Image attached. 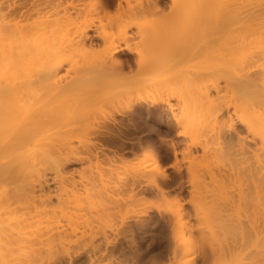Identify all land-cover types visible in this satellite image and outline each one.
Wrapping results in <instances>:
<instances>
[{
    "label": "bare ground",
    "instance_id": "obj_1",
    "mask_svg": "<svg viewBox=\"0 0 264 264\" xmlns=\"http://www.w3.org/2000/svg\"><path fill=\"white\" fill-rule=\"evenodd\" d=\"M27 1L28 0H26V1L20 0V2H22V3H20V2H18V0H0V225H3V237H2V239L5 241V244L9 250V256L16 259L17 261H19V264H39V263H41L40 260H42V258H40L41 250L45 249V248H49L48 252L50 254L49 253L48 254L53 256V257H51V256L50 257H51V259L53 258L52 260L55 261V264H57V263L63 264V262H62L63 259H68L67 264H84L86 262L89 264H98V261H99L98 260L99 258L97 256L98 254L102 255V261H103L105 259L103 256H105L106 253L109 251L108 248H110L111 252L113 253L112 250H114L116 248L117 240L116 239H109L108 236H103L104 231L101 233V231L104 229L103 225H101L102 230L99 228L100 232H98L99 231V229H97L98 227L96 229L95 228L94 229L89 228L91 231L95 230L94 232H96L98 230L96 232L97 233L96 236L95 235H94V237H93V235L89 236V237L93 238V239L90 238V240L92 239L94 241L95 239H99L98 233H100V235L102 234L101 236L104 237V239H103L104 243L103 244H104L105 250H103V253L101 250L102 249L101 247L103 246L101 242H103V241H101L97 244L96 243L97 240H95L96 244L94 242H92L94 244H91L90 243L91 241L88 240L89 237L87 236V234L91 235V234H93V231L89 233V232H87L88 228L85 227L86 224L88 223V221H89V224H91V222H92L91 220H88L91 217H90V214L88 215V212H87V210H85V208H84V210L87 212V220L85 221L84 219H86V218H83V216H82L83 219L82 218L80 219V217H78L79 220H84L86 222V224H85L83 221L85 226L83 224L80 226L81 228H79V224H82V222L80 221V223L78 222L79 223L78 224L76 221H74V220H77L76 215L78 214V213L76 214L75 211H74L75 212L74 216H76V217H74V216L72 218L69 217V216H71V214L69 215V213H68L69 218L66 217L67 215L65 216V219L67 222L64 220L62 215L60 216L63 218L65 223H64V221H62V219L60 217H59L60 219H58V221H55L57 219V214H54V213L51 214L50 215L51 218L54 217V215L56 216L55 220L52 218L50 221V223L53 224V227H54L53 228L52 224H51V227H49L47 225V222L50 219H49L47 213L44 212L45 209L41 210V211H43V215L46 214L45 216L48 217V219H46L47 222H45L47 225V229H46L45 225L44 226L42 225L43 228H45V230H43V228L40 229L42 227L41 224H43V222H40V221H44V220H40L41 219L40 217H39L40 219L38 217H36V216H38V213H39L37 211L38 206H36V204L39 202L42 205L47 204L46 206H43V207L48 209L47 208L48 204L52 203V205L49 206V209L51 208L50 210H52V212H56V211H55V208H53V202L50 201V200H52V197H53L52 194H51L52 197L50 195V193L52 192V189H51V192H50V190L48 191L49 192V193H47L48 195H46L44 193L47 190L46 188L48 186H50L49 182H48L50 180L47 181L46 177L44 178V176H43V174H46V173H42L41 168L36 170V167L38 166V168H39V165L42 164L41 163L42 161L44 163L46 162V160L49 162L53 161L54 163H56V165H54V163H53V165L55 166L56 175L59 178L63 176V175L61 176L60 174L62 173L61 171L64 170V169H62V166L66 165V164H64L62 162L63 160L60 158H63L65 160H67L68 162H70L69 161V154H70V156H72L73 154L71 155V153L74 151V150L73 151L70 150L71 148L73 149L74 145L71 146V148L67 147V146H70V144H68L69 142L66 141V140H68L67 136L69 137L71 135H74L72 137L75 138L76 136H78L75 134L78 132V130L75 132L76 129L75 130L73 129L74 132L71 133V135L68 134L69 132H67L70 128L67 131H63V133H62V131L58 132L57 130L60 129L61 127L64 128L65 126L68 127L69 125H71L69 122L72 123L71 115L73 114L74 109L76 110L77 108H79V106L84 105L86 107L91 106V107H93V110H94V107L96 106L95 108H97V106H98L99 110L96 109V111L100 112L101 109H104V110L106 109L105 111H107V109H109V108L113 109L114 107L118 106L119 108H116V110L117 109H119V110L115 111V109H113L116 112V113L115 112L114 113L120 114L122 116L123 115L122 113L124 111H129V112L133 111L142 102L145 103V101H146L145 99L147 97L145 96V98H144L143 94L146 95V93L142 94L140 92L141 90L148 91L147 89H149V88H156L155 93H157V90L159 91V89L160 90H162V89L166 90L164 92L168 91V93L165 94L166 97L165 98L161 97L162 100L160 99V101H159V99H158V101H159V104L163 103V106H165L164 104L169 106V109L171 110V113L173 114V115H171V114H169V115L173 116V118H174V119L172 118L173 121L176 120L175 124L176 123L177 124L182 123V122H180V119L178 120L179 117L181 118V116H180L181 111H180L179 115L175 114L174 109L176 107L175 106L173 107L172 103H170L172 99L173 100L175 99V101L177 100V102H178V103H176L177 106L179 103H181V105L179 104L180 106H185L184 109L188 105L192 106V104H193L192 108H194L195 105H197L199 108H201L200 111L202 110L204 112L203 115H204L205 120L202 119L203 124H201V125L197 124L196 125L195 122L197 121V119L194 122V124L196 126H198L196 128H199L197 131L198 134L195 133V136L201 135V136H199V138H202V139H199L198 136L196 138H194V136H193L194 139H197L199 141L198 142H197V140H195L196 142L193 141V142H195V144L192 141H190L195 146L194 147H193V145L189 146L192 148L189 151V156L192 154L193 155L196 154V156L198 155L197 158L200 157V159H202V161L204 160L203 161L204 163H201V165H192L194 163L193 161L196 162L197 160H193V159H195L196 156H194V157L190 156V158L192 159L191 160L192 163L189 162V164H191L192 166H189V165L188 166L191 167V169H195L192 172L193 175L191 173H190V175L194 177L193 180L195 179V181H193V182L198 183L197 180L200 177H201L200 179H203V178L206 179V177H202L200 175V177L196 178L195 175L199 176V174H200L199 172H201V173L203 172V174L205 176L207 175V178L210 179V181H209L210 186L213 185L216 189H219V191L216 190V192H219L220 195H223L224 192L227 195V192H228L227 189L228 188H235L238 191L237 197H238V200L241 202V206H243V207H241V209H243V210L242 211L238 210V209L237 210L241 211V215H240V213H239V215L242 218L239 220L237 219V221H239V223L233 225L232 219H227L223 215L218 216V219H216V221L219 220L218 222H220V225L218 224L220 232H218V230H217V232L214 230L215 234L218 235L219 233H222V236H223V234L226 236L230 235V237L232 239V241H231L230 237L228 238L232 242V249L230 248V251L232 250L231 252H232V254L234 253V255H233L234 257L232 256L231 252H230V254H231V257H233L234 259H235V257L239 258L240 256L243 255V256H246V258H248V259L250 258V260H252V262H254V263L255 262H257V264L259 262L264 263V0H244L245 1V5L243 4L244 6L241 5L243 3V1L241 4L239 3L242 7H240V5L237 4L238 0H237V2H236V0H225V1L224 0L223 1H221V0H170L171 1L170 7H169L170 13L168 14L169 15L168 17L166 15H165L166 17L164 15H162V13H164V12H161V10L164 8V7L162 8V6H164V2H165L163 0H140V6L131 12L128 11V8H127V4L129 3L128 0H125L127 2V4L125 3L124 0H72V1H69V2H72V3H70V6H69V3L67 6L70 8L66 7L67 3H65V7H63L64 1L60 0V1H62L61 2L62 4H60V2H59L58 5L60 8L61 7H63V8H61L62 10L60 9L59 11H58L59 7L55 3V2L58 3V1L54 0L55 2L53 1L52 3H54L55 6H57V11L55 10V6H54V10L56 11V12L54 11L56 13L55 16L59 15L58 17L54 16L55 19L53 21L56 20L58 23L55 26H51V25H54L53 23H56V22H53L52 20H49V19H48V21H51L52 24H51V22H47V21L45 24L43 20H42L43 22H40L39 19L36 22L35 20L39 16L36 17L35 19L33 18V20L35 22L34 21L31 22V20H30L31 17L29 18V16L32 15L31 12L32 13L34 12V14L37 12V9H36L37 5L36 4L38 2H34L36 4L32 3L33 6H31L29 3V5H30L29 6L27 4L28 3ZM122 1H124V3L126 4V7L122 6V3H123ZM29 2H30V0H29ZM23 3L24 4L26 3L25 6H22ZM50 4H51V2H50ZM26 5H28L29 8L36 6V8H33L36 12L33 9H32L33 11H31V9H29L27 6V8H28L27 9L28 12L26 11L28 13L27 14L25 11H23L26 9L25 8ZM115 7L118 10L117 14L115 13L116 9H115L114 13H112V11L108 10L110 8H113L112 10H114ZM123 7L125 8V10L123 9ZM89 10H92V13H90L91 11H89ZM106 11L110 12L113 16H111V14L107 13ZM57 12H58V15H57ZM93 12L95 13L94 14L95 16L98 15V16H96L97 20H96V17L93 15ZM103 12H105V15L104 14H102V15H104L105 17L104 16L102 17V15H100V13H103ZM51 14H53V12ZM114 14H115V16H114ZM25 15L26 16L28 15V17H26ZM150 15L151 16L154 15V17H156L157 20L155 21V24L145 23L146 21L145 22L143 21V20L147 19V17L149 18ZM23 16H25V19H29V20L25 22L24 21L25 19L23 20V18H24ZM93 16L95 17V19ZM41 17H39V18L43 19V15ZM91 17H93V19H91ZM106 18H108V19L106 20ZM50 19H52V18H50ZM44 20H47V19H44ZM105 20L108 21V23H105L106 22ZM151 21H152V19H151ZM152 22H154V21H152ZM47 24H50V25H47ZM45 25H47V26H45ZM146 25H148V26H146ZM144 33L149 34V39L147 41H143L141 39V37ZM99 46H102L101 50L99 49L100 48ZM97 48L99 49V51ZM64 53H67V54L70 53L69 54L70 58L67 57L68 60L64 61L65 58L61 59L63 57ZM72 55H73V57H72ZM66 56H68V55H66ZM76 57H79V59L80 58L83 59V61L80 60L79 62H84L85 67L81 66V65L80 66L82 68L84 67L85 69L83 68V74H81L80 77H78V78L75 77L76 79L74 78L75 80H73V81L71 79L70 80L68 79L69 80L68 81L63 76V74L61 73V70L63 68H65L63 62H65V64L67 63L66 66L70 65V67H71V64L73 63V61L75 62V60H73V59L74 58L77 59ZM70 59L73 61H71ZM60 60H63V61H60ZM76 61L78 62V59ZM77 62L75 64H77ZM79 62L77 65L80 64ZM68 67L69 66H67V68ZM73 67H71V68H73ZM67 71H70V70H67ZM79 72H82V69ZM69 73L70 72H68L67 74H69ZM87 75H89V76H87ZM71 76H70V78L73 79V77H71ZM149 93H150V91H149ZM160 93H162V91H160ZM155 99L157 100V97ZM155 99L153 98L152 100H154L153 103L156 104L158 102H156ZM149 101H150V99H149ZM140 106H143V105H140ZM151 106H152V104H151ZM157 106H158V104H157ZM180 106H178L179 108L177 110L180 109ZM197 108H195V109H197ZM112 109H111V111L108 110V112H107L108 115L105 114L106 116L104 115V117L106 118V120L108 119L109 123L115 124V122L117 121L115 118H117V117L114 116ZM189 110H190V108H189ZM189 110H188V112H189ZM110 112H112V113H110ZM190 112H192V111H190ZM101 113H99V114L101 115ZM103 113H105V112H103ZM109 113H110V116H109ZM195 113H196V110H195ZM201 113L202 112H200V114ZM87 114H89V113H87ZM185 114H186V112L184 111V115ZM192 114H194V113H192ZM90 115H92V114H90ZM131 115H133V114H131ZM203 115L201 114V117ZM58 116H66L65 120L66 119L68 120V118L70 120L69 121L66 120V122H65L66 125H64L65 123L64 124L61 122L59 123L60 118H57ZM76 116L78 117V115H76ZM196 116H199L198 118H201L200 115H196ZM82 117L85 118V116H82ZM86 117H88V116H86ZM101 117H102V115H101ZM101 117H99V118H101ZM186 117H187V115H186ZM184 118H185V116H184ZM184 118H182V119H184ZM74 119H76V118H74ZM129 119L131 120V118H129ZM186 119H185V121H186ZM82 120L84 121L85 119L82 118ZM86 120H89V119L86 118ZM106 120H105V122L107 123ZM187 120L189 121V119H187ZM200 121L201 120L199 119V122ZM129 122H127V123H129ZM187 122H186V124H187ZM67 123H68V125H67ZM85 123H86V121H85ZM106 123L103 124L105 126L102 125V128H104V131L102 129H100L101 127L99 126L100 127L99 129L102 131V133L99 134L100 137L104 136L103 138H106V136H107V137H109V140L110 139L115 140V138L117 136L114 133H117L119 135L118 132L120 130L122 132V130L124 128L123 129L119 128V131H116V130H118V128L117 129H114V128L111 129L112 127L109 125V123H107V124ZM61 124H62V126H60ZM116 124H117V122H116ZM125 124H126V122H125ZM183 124H181L179 126L177 125L178 128L183 127L182 126ZM194 124L191 122L192 128H193ZM55 125L57 127V130H55V128H56ZM188 125H190V124H188ZM58 126H60V128H58ZM89 126H90V124H89ZM92 126H93V124H92ZM69 127H71V126H69ZM90 127H88V128L90 129ZM92 128H94V127H92ZM92 128L90 130H92ZM95 128H98V127H95ZM172 128H174V126ZM183 128H185V126ZM187 128H188V132L191 131L192 134H194V132H193L194 130H192V129L189 130V126ZM81 129L83 130V128H81ZM81 129L79 131H81ZM182 129H181V131H179V132H181V134L179 132L177 133V136L179 135V136H181V138L183 135L186 136V134H187V132L184 130H183L184 133H182L183 132ZM53 130L57 131L58 133L54 131V134H55L54 135ZM113 130H115L114 133H113ZM51 131H52V133H51ZM87 131H88V129H87ZM93 131H94V129H93ZM177 131L178 130H176V132ZM195 131H196V129H195ZM65 132L68 135H66ZM95 132L97 133L96 130H95ZM95 132H93V133H95ZM164 132H166V131H164ZM168 132H171V131L169 130ZM122 133H120V134H122ZM159 133H157V134H159ZM65 135H66V137H65ZM83 135H85V134H83ZM89 135L87 137H89ZM91 135L93 136V134H91ZM79 136H78V138H80ZM187 136L190 138L192 137L190 135H187ZM72 137L69 138L71 143L74 142L71 140ZM183 138H184V136H183ZM64 139H66L65 141L68 142L67 146L63 147L65 150H62L63 148H61V150H60L59 147L62 146V144H60V143H63V146H64V143L66 144ZM194 139H192V140H194ZM100 140H102V139L100 138ZM163 140L165 141V139H163ZM185 140H187V139L185 138ZM90 141L85 142V143L90 144ZM103 141L105 142V140H102V142ZM130 142H132V141H130ZM168 142L169 141H167V143H165V144L169 145L170 143L168 144ZM57 144L58 145L60 144V146L57 147L58 146ZM95 144L99 145L100 143H95ZM95 144H93V145H95ZM176 144L178 145V143H176ZM86 146H90V145H86ZM92 146H90V147H92ZM171 146H175V145L172 143ZM55 147H57L60 150V152L63 151L62 154L65 153L63 155L61 154L63 157H60V158L58 157L59 160L55 156L58 153H59L58 156H60V152ZM107 147H109V146H107ZM186 147H184L185 154H186V151L189 150V149L186 150ZM49 148L52 150V153H53V151H54V153L56 151L57 154L56 155L53 154L54 156L51 155L52 153H51V150ZM97 148H99V147H97ZM97 148L95 147L94 152H91V150H93V149H91L89 151L87 149V147H85V149H87L91 153V155L93 156V157H91V161L93 158H95L92 162L95 161L96 163L98 161V159L96 158L97 154L100 155L101 151L104 149V148L101 149L102 147H100L99 148V149H101V151H100ZM142 148H144V147H142ZM172 148H174L173 151H175V147H172ZM55 149H57L58 151ZM105 151L104 152L102 151V153L105 154ZM96 152H97V154H96ZM45 153H47V154H45ZM190 153H192V154H190ZM42 154H43V156H42ZM78 154L81 155L80 153H78ZM95 155H96V157H94ZM106 155L107 154H105V156ZM113 155H114V153H113ZM40 156H41V158H39ZM48 156H50V157L52 156L51 158L49 157L50 160H49ZM107 156L111 157V155H107ZM114 156H116V155H114ZM43 157H44V160L42 159ZM45 157H47V158H45ZM53 157H54V159H52ZM99 157H101V155ZM108 157L106 158L107 161L110 160V158L108 160ZM157 157H158V155H157ZM72 158H73V156H72ZM103 158L104 157H102V160H104ZM155 158L153 157V159H155ZM39 159H40V162L38 161ZM56 159H57V161H55ZM115 159H117V156ZM119 159H121V158H119ZM149 159H150V157L148 158V160ZM153 159H151V160H153ZM158 159L159 158H156L155 160H153V161H155L154 162L155 165L151 164V162H152L151 160H150L151 162L149 161L152 166H156V168L154 170L149 169L147 171V169H145V171H144L143 169L147 168V167L146 166H144V167L140 166V168H142V170L144 172H142L141 170H138V171L136 170L138 173H135L134 172L135 170H133V172L135 174H133V172L132 173L130 172V173L133 174L134 177L133 176L132 177L127 176V178H134V183H137V184H139L137 179H139V181H141L142 179H145V181L149 184L148 186L146 185L147 187L151 186L150 188L151 189L153 188V192L156 190L160 194L162 192L161 196L162 195L165 196L166 194H164V191L166 189H164V187L166 185L165 179H167V178L165 177L163 179V180H165V183L161 180L162 178L160 179L159 175H161L160 173H162L164 170H161L162 172H160V171L158 172V170H159L158 168L160 166V165H156L159 163ZM184 159L187 160L186 158H184ZM100 160H101V158H100ZM102 160H101V162H102ZM106 160L104 162H107ZM113 160H111L112 162L110 161L111 162L110 165L113 164ZM119 161H117L116 163L118 164ZM57 162H58V164H57ZM59 162L60 163L62 162V163L60 164ZM122 162H123V160H122ZM37 163H40V164L37 165ZM143 163L144 162L142 161L141 165ZM108 164H109V162H108ZM163 164H164V162H163ZM114 165H115V162H114ZM113 167L114 166H112V168ZM138 167L139 166L136 165V169ZM149 168H151V167H149ZM160 169H162V168H160ZM188 169H190V168H188ZM196 170H198L199 174L197 173ZM35 171H38L39 173L41 172L42 176L40 175V177L39 176L35 177L39 174L38 172H35ZM93 171H91V172H93ZM130 171H132V170H130ZM186 171L190 172L191 170H186ZM31 172H33L34 174L32 173L33 174L32 175ZM139 172L140 173L142 172L141 175L143 177L140 176ZM106 173L107 172H105L104 174H106ZM121 173H123V172H121ZM136 174H137V177H136ZM110 175H111V173H110ZM114 175H115V173H114ZM166 175H167V173H166ZM144 176L146 178H144ZM58 177H56L57 181H58ZM114 177H116V176H114ZM138 177H140V178H138ZM65 178L66 177L63 176L64 181H63V179L61 180V178L59 179V181L60 182L62 181V183H63L62 186L65 185V181L67 180V179L65 180ZM90 178H91V176H90ZM110 178H111V176H110ZM182 179H183V177H182ZM95 180H98V179H95ZM103 180H105L104 177H103ZM103 180L101 179L102 183H103ZM128 180L130 181V179H128ZM54 181H56L55 178H54ZM131 181H132V179H131ZM131 181L128 183L132 185L133 182H131ZM135 181H137V182H135ZM172 181H171V183H173ZM105 182L106 181H104V183ZM168 182H170V181H168ZM175 182L176 181L174 180V183ZM193 182L191 180V183H193ZM202 182H203V180H202ZM202 182L200 181L198 184L200 185ZM93 183L96 184V181H94ZM126 183H127V181H126ZM178 183L180 184V182H178ZM98 184H96V185H98ZM122 184H124V187H126L125 183H122ZM181 184H182V182H181ZM208 184L209 183H207V185ZM91 185H93V184H91ZM66 186H68V185H66ZM127 186H129V185L127 184ZM196 186H197V184H196ZM205 186H206V182H205V185L203 186V188ZM75 187H76V185H75ZM166 187H167V185H166ZM169 187H171V185H169ZM87 188H89V187H87ZM182 188H184V187H182ZM78 189H76V190L78 193H80L81 191H78ZM95 189H96V191H95ZM98 189L99 188L95 187V188H93V191L91 190L92 192H90V193H92V195L93 194L96 195L98 192ZM73 190L75 191V189H73ZM132 190H133V188H132ZM132 190H130V191L132 192ZM148 190H150V189H148ZM67 191H69V190H67ZM77 192L72 194V195H76ZM84 192L86 194L89 193V191L88 192L84 191ZM141 192H143V191H140L139 194L142 196ZM39 193H41L42 196ZM101 193H103V192H101ZM37 194H39V195H37ZM80 194H81V197L86 196V195H82V193H80ZM139 194H138V199H143L147 196V195L144 196L145 193H143V196H142L143 198H141V197L139 198V196H140ZM146 194H147V191H146ZM97 195H99V194H97ZM76 196H78V194ZM76 196H74V197L76 198ZM79 196L76 198V200L79 198ZM90 196H91V194H89V202L93 201L92 198L90 200ZM134 196L137 197V193L135 195H133V198H134ZM233 196H232V198H233ZM103 197H104V195H103ZM103 197H101V198L103 199ZM175 197H177V196H175ZM61 198H60V200H61ZM94 198H96V197H94ZM70 199L71 198H69V200ZM81 199H83V197ZM76 200H73V201H76ZM95 200H94V202H95ZM77 201L80 202L79 199ZM98 201H96V202L98 203ZM103 201L104 200L100 199L101 203ZM222 201H223V199H222ZM86 202H88V201H86ZM70 203H68V205ZM77 203L75 205L77 207L80 206V204L77 205ZM143 203H144V201H143ZM41 204H39V205H41ZM225 204H227V203H225ZM42 205L40 207H42ZM73 205H74V203H73ZM82 205H84V204H82ZM102 205H103V203H102ZM151 205L149 207L146 206L147 210H146V208H144L145 212L141 211V214L147 215L148 212L152 211L151 209H153V207L155 205L154 206H151ZM105 206H107V205L104 204V207ZM193 206H194V204H193ZM24 207H26V208H24ZM65 207H67V203H66ZM68 207H70V206H68ZM68 207H67V210H68ZM77 207L75 209H78ZM83 207H79L78 210L82 211V209H80V208H83ZM96 207H97V205H96ZM175 207H177V206H175ZM33 208H36V209H34V212L37 211L36 212L37 214L34 212L32 214ZM52 208L54 209V211ZM109 208L111 209V207H109ZM158 208H156V209H158ZM24 209H27V212L30 216L27 213H22V210H24ZM29 209L31 210L30 212L28 211ZM71 209H73L72 205H71ZM71 209L69 211L70 213L72 212ZM75 209H73V210H75ZM86 209H87V207H86ZM90 209H92V208L90 207ZM194 209H197V208L195 207ZM201 209H204V208H201ZM94 210H92V211H94ZM99 210L96 209V211L100 212L101 210L100 211ZM153 210H155V209H153ZM39 211H40V209H39ZM60 211H61L60 214H62V210H59V212ZM64 211H65V209H64ZM85 211H82V212H85ZM92 211H90V212H92ZM173 211L175 212V210H173ZM195 211L198 212L199 210H195ZM66 212L67 211H65L64 214H67ZM98 212L96 214H98ZM103 212H105V211H103ZM103 212H102V215H104ZM40 214H42V212ZM93 214H95V212H93ZM93 214H92V216H94ZM183 214H185V212ZM24 215L26 217H24ZM78 215H81V214H78ZM100 215H101V213H100ZM102 215H101V218H102ZM172 215H174V214L170 213L171 218H172ZM175 215L177 216V213ZM180 215H182L181 212L178 215V220L181 217ZM217 215H219V213ZM27 216H29V217H27ZM174 216H173V218L175 219V223H176L177 218H176V216L175 217ZM197 216H199V214ZM211 216H212V214H211ZM225 216H227V215H225ZM85 217H86V215H85ZM108 217H106V218H108ZM36 218H37V221H36ZM141 218H143V217H141ZM153 218H154V216H153ZM93 219L94 218L92 217V220ZM97 220H98V217H97ZM160 220H159V222H160ZM180 220H182V219H180ZM94 221H96V217H95ZM101 221L102 220H100V222ZM109 221H111V220L109 219ZM144 221H147V220L145 219ZM100 222L97 221L95 223H97V225H98ZM103 222H102V224H103ZM147 222H144V224ZM172 222H173V220H172ZM179 222L180 221H178V223ZM181 222H183V220ZM181 222L176 225L177 228H175L176 226L175 227L173 226L174 229L172 228L173 230H171V232L173 233L172 239H175V240H176V238L181 239V238H179L180 236H182L184 238V234L181 231L184 228L182 226H185V222H183L184 224ZM234 222H236V221L234 220ZM35 223L38 225V226L37 225L36 226L39 228H37L35 226ZM75 223H76V225H75ZM113 223L115 224V222H113ZM149 223H152V222H149ZM157 223H158V221H157ZM164 223H165V221H164ZM210 223L211 222H209V224ZM229 223L231 226H229ZM54 224H55V226H57V224H58V226L55 228ZM77 224H78V226H77ZM93 224H91V225H93ZM100 224H99V226H100ZM187 224H188V222H187ZM212 224H213V221H212ZM178 225H179V227H178ZM67 226H72V227L75 226L73 228L69 227L71 229L70 231H72V232H74L76 230V226L78 227L77 230L80 229L79 231L76 230L77 232H80L81 230L87 228V229H85V232H86L85 235L87 236V238H86V236L85 237L81 236V235H83L82 232L84 230L81 233H79V234H81L80 240L77 241L73 237L71 238L70 236H72V234H71L72 232L70 233V231L68 229L67 230L64 229V228H67ZM89 226L90 225H88V227ZM105 226H106V224H105ZM144 226L146 228V225H144ZM154 227H156V226H154ZM160 227H159V229H160ZM186 227L188 228L189 226H186ZM214 227L215 226H213V228ZM161 228H163V227H161ZM164 228H165V226H164ZM164 228H163V230H164ZM203 228H205V227H203ZM214 229H216V228H214ZM217 229H218V227H217ZM54 230H56V231H54ZM161 230L162 229H160V232L158 230V233H157V234H160L158 236L159 241L165 239L167 236V235L164 236L166 231H161ZM176 230H178L177 233H176ZM188 230L189 229H187V231ZM68 231H69L70 235H68ZM198 231H199V229H198ZM214 231H213V233H214ZM183 232H184V230H183ZM191 232L192 231H190L189 233L191 234ZM63 233L65 235H63ZM105 233H106V231H105ZM122 233H123V231L121 232V234ZM148 233L150 234V232H148ZM180 233H181V235H180ZM79 234H78V236H79ZM117 234L118 233H116V236H117ZM104 235H108V234H104ZM144 235H145V233H144ZM199 236H201V235H199ZM218 236H220V234ZM58 237H61V238L59 239ZM103 237H101V238H103ZM63 238H64V241H63L64 243L61 245L62 246L65 245L66 241H68V243H67L68 245L66 244V246H68V248H70V249L72 247L71 242L76 240V243L79 241H80V243H82V241H81L82 239L88 240L89 245H91V248L89 247L90 250L86 251L87 250L86 248L88 246V244H87L85 251L81 252V250H80L78 253H76L78 250L75 249L76 254L74 252H73L74 253L73 254L72 249H74V248H72L71 249L72 251H71L70 249H67L66 246L62 247L60 244L58 245V247L59 246L60 247L59 248L57 247V242L58 243L61 242ZM67 238H69V239H67ZM189 238L192 239L191 237L188 236V239ZM55 239L58 241L56 242ZM65 239H66V241H65ZM100 239H99V241H100ZM184 239H186V241L184 240V243L185 242L187 243V241H188L187 238H184ZM226 239H227V237H226ZM69 240H72V241H70L71 244L69 243ZM54 242H56L57 248L54 246L55 245ZM182 242H183V240H182ZM182 242L180 241V243H182ZM167 243L165 242V244L160 246L158 248L159 250L156 249V251L153 252L152 257H150V254H151V252H150V254L145 253L146 255H144V256L142 255L143 257L138 256L140 258L136 259L137 258L136 257V258H133L132 260L134 262H135L134 259L137 260V262H135V264H147L149 262H151L152 264H166L167 262L168 263L172 262L173 260H175L179 256L178 254L176 256V250L177 249L179 250L181 247L176 245V247L178 246V248L176 250H175V248H173L170 251V249H169L170 247L168 248V246H170V245L167 246ZM177 243L179 245H181L179 243V240ZM184 243H182V244L185 246ZM84 244H86V242ZM69 245H70V247H69ZM160 245H161V243H160ZM230 245H231V243H230ZM38 246H40V247L42 246V247L40 248ZM76 246L78 248V244H76ZM82 246H80V249ZM157 246H159V245H157ZM51 247H52V249H51ZM73 247H75V246H73ZM174 247H175V245H174ZM186 247H188V246H186ZM120 248H121V246H120ZM205 248H207V247H205ZM107 249H108V251H107ZM209 249H210V247H209ZM82 250H84V249H82ZM42 252H43V250H42ZM209 252H210V250H209ZM45 253H47V252H45ZM112 253H110V254L112 255ZM183 253H185V252H183ZM183 253H182V255H183ZM221 253H222L221 257H222V255L224 256V253L222 251H221ZM48 254H46V255H48ZM108 254H109V252H108ZM188 254L183 255V257H185ZM108 256L110 258V255H107V257ZM47 257H49V256H47ZM183 257H182V260L184 259ZM219 257L217 258L218 260L220 259ZM185 258H188V257H185ZM222 258L224 259L225 257H222ZM222 258H221V260H222ZM233 258H231V260ZM241 258H243V257H241ZM241 258H240V260H241ZM126 259H129V258L127 257ZM207 259L208 258H206V260ZM106 260H107V258H106ZM114 260H113V262H115ZM195 260H194V263H195ZM201 260H202V258H201ZM206 260H204V261H206ZM229 261L230 260L227 259L228 264H229ZM122 262H125V261L123 260ZM122 262L119 261L118 263H122ZM185 263L191 264L193 262H191V263L185 262ZM206 263L208 264V262H205V264ZM213 263L215 264V262H213ZM263 263H261V264H263ZM111 264H114V263H111ZM178 264H180V263H178ZM200 264H202V262ZM230 264H232V263H230Z\"/></svg>",
    "mask_w": 264,
    "mask_h": 264
},
{
    "label": "rangeland",
    "instance_id": "obj_2",
    "mask_svg": "<svg viewBox=\"0 0 264 264\" xmlns=\"http://www.w3.org/2000/svg\"><path fill=\"white\" fill-rule=\"evenodd\" d=\"M23 1V0H22ZM26 1V0H25ZM40 1V2H39ZM54 0H30V2H29V0L27 1L28 3V5H29V3H30V5L31 6H33V4L32 3H34V2H38L37 4L36 3H34V4H36L37 5V8H36V6L35 7H30L29 8V6L28 5H26V9L25 10H23V11H27L28 12V8L29 9H31V11H33L34 9L33 8H36L37 9V14L35 13L34 14V12L32 13L31 11V16H29V18H30V20H31V22H33L34 20H33V18L35 19L36 17H41L42 15H43V19H41V18H36V22L38 21V19H39V21L40 22H43L44 21V23L46 24V21L47 22H51V21H48V19L49 20H54L55 19V17H58L59 15H58V12H57V15L58 16H55L56 15V11H57V6H55V4L54 3H52ZM55 1H58V3L57 2H55ZM54 2L56 3V5H58L59 4V2H60V4H62L61 2L62 1H60V0H55ZM64 2V6L63 7H65V3H67V5H66V7L68 6V3H69V6H70V3H72V2H69V1H72V0H63ZM66 1V2H65ZM125 1V0H124ZM124 1H122L123 3H122V6H124V7H126V4H127V2L125 1V3H124ZM129 2H130V0H128ZM163 1H165L164 2V6H162V10H161V12H164V13H162V15H166L167 17L169 16L168 14L170 13V9H169V7H170V3H171V1L170 0H163ZM169 1V2H168ZM221 1H223V0H221ZM225 1V0H224ZM242 1H243V3H242ZM18 2H20V0H18ZM42 2V3H41ZM47 2V3H46ZM50 2H51V4H50ZM89 2V1H88ZM132 2H134V0H132ZM236 2H237V0H236ZM20 3H22V2H20ZM167 3V4H166ZM245 5V1L244 0H238V2H237V4L238 5ZM26 4V3H25ZM25 4L23 3V5L22 6H25ZM125 4V5H124ZM40 5V6H39ZM53 5V6H52ZM240 5V7H242ZM243 5V6H244ZM27 6H28V8H27ZM51 6V7H50ZM54 6H55V10H54ZM127 6H128V4H127ZM58 7H59V5H58ZM63 7H61V8H63ZM123 7V9L125 10V8ZM49 8V9H48ZM60 7L58 8V11L61 9ZM67 8H70V7H67ZM90 8V7H89ZM88 8V9H89ZM33 9V10H32ZM113 8H110V9H108V10H110V11H112V13H114L115 12V9H116V14H117V12H118V10H117V8L115 7L114 8V10H112ZM127 9V8H126ZM40 10V11H39ZM62 10V9H61ZM166 10V11H165ZM55 11V12H54ZM89 11H91L90 13H92V10H89ZM26 12V13H27ZM29 12V13H30ZM53 12V14H51ZM107 13H110V12H108V11H106ZM89 13V14H90ZM106 13V14H107ZM166 13V14H165ZM28 14V13H27ZM42 14V15H41ZM50 14V15H49ZM95 13L93 12V15H94ZM102 14H104L105 15V12H103V13H100V15H102ZM111 14V13H110ZM109 14V15H110ZM23 15V14H22ZM37 15V16H36ZM52 15V16H51ZM91 15V14H90ZM89 15V16H90ZM99 15V16H100ZM104 15H102V17L104 16ZM26 16V15H25ZM25 16H23L24 18H23V20L25 19ZM50 16V17H49ZM55 16V17H54ZM95 16V15H94ZM93 16V17H94ZM96 16H98V15H96ZM95 16V17H96ZM111 16H113L112 14H111ZM114 16H115V14H114ZM151 16V15H150ZM149 16V18L147 17V19H145V20H143L145 23H149V24H155V21L157 20L156 19V17H154V15H152L151 17ZM163 16V17H164ZM165 16V17H166ZM26 17H28V15L26 16ZM93 17H91V19H93ZM95 17H94V19H95ZM105 17V16H104ZM154 19H153V18ZM50 18H52V19H50ZM44 19H47V20H44ZM108 18H106V20H107ZM150 19V20H149ZM151 19H152V21H154V22H152L151 21ZM29 19H25L24 21L26 22V21H28ZM43 20V21H42ZM58 20V19H57ZM96 20H97V17H96ZM105 20V21H106ZM149 20V21H148ZM34 21V22H35ZM59 21V20H58ZM53 22H56V23H53L54 25H51V26H55L56 24H58L57 23V21L55 20V21H53ZM105 23H108V21H106ZM51 24H52V22H51ZM47 25H50V24H47ZM47 25H45V26H47ZM146 26H148V25H146ZM53 28V27H52ZM56 28V27H55ZM51 29V28H50ZM56 34V33H55ZM57 35V34H56ZM58 36V35H57ZM59 41V40H58ZM100 48V50H101V47L102 46H99ZM98 49V48H97ZM99 49H98V51H99ZM97 51V52H98ZM65 54V55H64ZM63 54V57L61 58V59H64V61L65 60H68V58H70V56H69V54L70 53H64ZM66 55H68V56H66ZM68 57V58H67ZM72 57H73V55H72ZM75 57V56H74ZM67 58V59H66ZM77 59H78V62L81 60V61H83V59H79V57H76ZM77 59H73V60H75V62L73 61V60H71V61H73V65L71 64V67H73V68H71L70 67V65H67V66H69L68 68H67V66H66V64H65V62H63L64 63V67L65 68H63L62 70H61V73L63 74V76L68 80H75L76 78H78V77H80L81 76V74H83V68L85 67L84 66V62H79L80 64L79 65H77L78 64V62L76 61ZM60 61H63V60H60ZM67 62V61H66ZM77 62V64H75ZM68 63V64H69ZM84 66L83 68L81 67V66ZM80 66V67H79ZM67 68V69H66ZM65 69V70H64ZM72 69V70H71ZM82 69V72H79L80 70ZM85 69V68H84ZM67 70H70V71H67ZM75 70V71H74ZM79 70V71H78ZM85 71V70H84ZM65 72V73H64ZM68 72H70L69 74H67ZM79 73V74H78ZM85 73V72H84ZM61 74V75H62ZM65 74V75H64ZM75 74V75H74ZM68 75V76H67ZM72 75V76H71ZM86 75V74H85ZM70 76L71 77H73V79L72 78H70ZM87 76H89V75H87ZM63 77V78H64ZM68 77V78H67ZM76 77V78H75ZM75 78V79H74ZM68 80V81H69ZM148 91H143V90H141L140 92L143 94V93H146V95L145 94H143L144 95V98H145V96L147 97L145 100L147 101H145V103L144 102H142L140 105H143V106H138V107H136L133 111H122L121 113L123 114L122 116L120 115V114H115L116 112L115 111H118L119 109H117L116 110V108H119L118 106L117 107H114L113 109H115V111L112 109V111H113V113H114V116H116L117 118H115L117 121V124H116V122H115V124H111V123H109L108 122V119L106 120V118L104 117V115L106 114V115H108V110L110 109H107V111H105L104 109H101L100 110V112H97L96 111V109H98L99 107L97 106V108H95L94 107V110H93V107H89V106H79V108H77L76 110L74 109L73 110V114L71 115V120H72V123L71 122H69L71 125H69V126H71V127H67V126H65L64 128H60V126H62V124L60 125V126H58V128H60V129H58L57 130V127H56V125H55V130H57L58 132H61L62 131V133H63V131H67L69 128L71 129H69L67 132H69L68 134H70L71 135V133H73L74 131H73V129L75 130V132L78 130V132L77 133H75L76 135H80L79 137L80 138H78V136H76L75 138L74 137H72V136H74V135H71V136H67V138H68V140H66V139H64V141L66 140V141H68V142H66V144L64 143V146H63V143H60V144H62V146L61 147H59L60 146V144L57 146V147H59V149L61 150V148H63V147H65V146H67V143L68 144H70V146H67V147H69V148H71V146H73L74 145V147H73V149L71 148L70 150H74L72 153H71V155L73 156V158H72V156H70V154H69V161L70 162H68L67 160H65V159H63V158H60V157H63L62 155L63 154H65V153H63L62 154V152H60V150L57 148V147H55V148H57L58 150H59V152H60V156H58L59 155V153L57 154L56 153V151H55V153H54V151H53V153H52V150H51V155H56L55 157H59L60 159H62L63 161V163L64 164H66V165H63L62 166V169H64V170H62L61 172L63 173H61L60 175L62 176H64V177H66L65 178V185L64 186H62L63 185V183H62V181L60 182L59 181V179L61 178V180L63 179V176L62 177H58L57 175H56V173H55V166L54 165H56V163H54L53 161L52 162H49V161H47L46 159V162L44 163L43 161L41 162L42 164L41 165H39V168H38V166L36 167V170L37 169H40L41 168V172L42 173H46V174H43V176H44V178L46 177V179H47V181L48 180H50V181H48L49 182V185L50 186H48L46 189V191L44 192L46 195H48L47 193H49L48 191L50 190V192H51V189H52V192L50 193V195L52 194L53 195V197H52V195H51V197H52V200H50L51 202H53V208H55V211L56 212H52V210H50L49 209V206L50 205H52V203L51 204H48V209H46V208H44L43 206H46L47 204H45V205H42L40 202L39 203H37L36 204V206H38L37 207V211L39 212L38 213V216H36V217H40L39 219L40 220H44V221H40V222H43V224H41V226L43 225H45L46 226V229H47V225L49 226V227H51V224L52 223H50V221H51V219L53 218L54 220H55V218H56V216L54 215V217H52L51 218V214H57V219L55 220V221H58V219H62V221H66V219H65V216L66 217H68V213H69V215L71 214V216H69V217H73L75 214V212H76V214L78 213V214H81V215H76L77 216V220H74V221H76L77 223L79 222L80 223V221L82 222V224H79V228H81L80 226L81 225H83L84 223L86 224V220H87V212H88V215L90 214V217L91 218H89L88 220H91L90 222H91V224H93V225H91V224H89V221H88V223L86 224V226H85V224H84V226L85 227H87V228H85V229H87L86 231L87 232H92L90 229H96L97 227V229H101L102 230V226L101 225H103L104 226V229L101 231V233L104 231V233H103V236H108V238L109 239H116L117 240V242H116V248L114 249V250H112L113 251V253L111 252V249L110 248H108L109 249V251H108V249H107V251L109 252V254H108V252L106 253V255L105 256H103L104 258V260L102 261V255L101 254H98L97 256H98V264H111V263H114V264H135V262H137V260L136 259H138V258H140L142 255L144 256V255H146V254H150V252H151V254H150V257H152V254H153V252L154 251H156V249L157 250H159L158 248L160 247V246H162L163 244H165V242L167 243V246L168 245H170V246H168V248L170 249V251L173 249V248H175V250L178 248V246L179 247H181L179 250L177 249L176 250V256H177V254L179 255L175 260H173L172 262H167L166 264H173L174 262L176 263V264H178V263H180V264H186L185 262H193V263H191V264H200L201 262H202V264H205V262H208V264H214L213 262H215V264H228V262H227V259L228 260H230L229 261V264L230 263H232V264H257V262H252V260H250V258L248 259V258H246V256H240L239 258L238 257H235V259L233 258L234 256V253L232 254V250L230 251V248L232 249V239H231V237H230V235L229 236H226V235H224L223 234V236H222V233H219L220 234V236H218L217 234H215V231L217 232V230H218V232H220L219 230V225H220V222H218L219 220H217L216 221V219H218V216H224L225 218H227V219H232L233 220V225H235V224H238L239 223V221H237V219L239 220V219H241L242 217L240 216L241 215V211L243 210V209H241V207H243V206H241V202L238 200V197H237V195H238V191L235 189V188H228L227 190H228V192H227V195L225 194V192H224V194L223 195H220V193L219 192H216V190L217 191H219V189H216L213 185H211L210 186V179H208L207 178V175L205 176L204 174H203V172L201 173V172H199L198 173V170H196L197 171V173L199 174V176H197V175H195V177L197 178V177H200V175L202 176V177H206V179L205 178H203V179H198L197 181H198V183L201 181L202 182V180H203V182L199 185L197 182L195 183V182H193V181H195V179L193 180V176H191L190 175V173L192 174V172L195 170V169H191V167H189V166H192V165H201V163H204L203 161H202V159H200V157H198L197 158V156H196V154H192V153H190V154H192V155H190L191 157L193 156H196L195 157V159H193V160H197L196 162L195 161H193L194 163L191 165V164H189V162L190 163H192L191 162V158H190V156H189V151H190V149H192L191 147H189V146H192L193 145V147L195 146L194 144H195V140H197V139H194V138H196L197 136H198V138H199V136H201V135H196L195 136V133L196 134H198L197 133V131H198V129L199 128H196V127H198V126H196L197 124L199 125H201V124H203V122H202V119H204V115H203V111L201 110L200 111V109L201 108H199L197 105H195V107L194 108H192L193 107V104H192V106H190V105H188L185 109H184V107L185 106H180L181 105V103H179L178 104V106H180V109L179 110H177L179 107L176 105V103H178L177 102V100L175 101V99L173 100H171V102L170 103H172V106L174 107H176L175 109H174V111H175V114H178L179 115V113H180V111H181V113H180V116H181V118L179 117L178 118V120L180 119V122H182V123H176L178 126L179 125H181V124H183L182 126L184 127L185 126V128H183V127H180V128H178V126L175 124V121L176 120H174L173 121V116H171V115H173L172 113H171V110L169 109V106L168 105H166V104H164L165 106H163V103H160L159 104V101H160V99H161V97H163V98H165L166 97V95L165 94H167L168 93V91L167 92H164V91H166V90H160L159 89V91L157 90V93H155L156 92V88H149V89H147ZM149 91H150V93H149ZM160 91H162V93H160ZM154 92V93H153ZM152 93V94H151ZM140 94V93H139ZM138 94V95H139ZM141 94V95H142ZM151 94V95H150ZM161 94V95H160ZM140 95V96H141ZM154 96V97H153ZM159 96V97H158ZM157 97V100L155 99ZM155 99V101L156 102H158V103H153V101L154 100H152V99ZM149 99H150V101H149ZM158 99H159V101H158ZM162 100V99H161ZM175 101V102H174ZM150 103V104H149ZM147 104V105H146ZM151 104H152V106H151ZM157 104H158V106H157ZM150 105V106H149ZM168 106V107H167ZM190 106V107H189ZM141 107V108H140ZM145 107V108H144ZM198 107V108H197ZM86 108V109H85ZM189 108H190V110H189ZM195 108H197V109H195ZM111 109L109 110V111H111ZM156 109V110H155ZM196 110V113H195V110ZM91 110V111H90ZM93 110V111H92ZM99 110V109H98ZM104 110V111H103ZM122 110V109H121ZM168 110V111H167ZM177 110V111H176ZM186 112V114L184 115V111ZM188 110H189V112H188ZM84 111V112H83ZM90 111V112H89ZM151 111V112H150ZM160 111V112H159ZM170 111V112H169ZM183 111V112H182ZM190 111H192V112H190ZM194 111V112H193ZM199 111V112H198ZM102 112V113H101ZM103 112H105V113H103ZM128 114H127V113ZM140 112V113H139ZM178 112V113H177ZM200 112H202L201 114L203 115L202 117H201V114H200ZM87 113H89V114H87ZM99 113H101V115H102V117H101V115L99 114ZM110 113H112V112H110ZM110 113H109V116H110ZM189 113H194V115L196 116V115H200V117L201 118H198L199 116H196L195 118L197 119V121H196V119H195V123H196V125L194 124V122H192L194 125H193V128L191 127L192 125H191V122H190V120L188 121L187 119H189L188 117V115H189ZM90 114H92V115H90ZM98 114V115H97ZM131 114H133V115H131ZM151 114V115H150ZM156 114V115H155ZM169 114H171V115H169ZM182 114V115H181ZM76 115H78V117L76 116ZM105 115V116H106ZM131 115V116H130ZM148 115V116H147ZM186 115H187V117H186ZM82 116H85V118L84 117H82ZM86 116H88V117H86ZM153 116V117H152ZM156 116V117H155ZM184 116H185V118H184ZM65 117L66 116H58L57 118H60L58 121H59V123L61 122V123H65L66 122V120H65ZM76 118V119H74V118ZM99 117H101V118H99ZM131 118V120L129 119V118ZM64 118V119H63ZM82 118L83 119H85L84 121L82 120ZM86 118L87 119H89V120H86ZM173 118V119H172ZM182 118H184V119H182ZM187 118V119H186ZM92 119V120H91ZM96 119V120H95ZM142 119V120H141ZM182 119V120H181ZM185 119H186V121H185ZM199 119L201 120L200 122H199ZM70 119L68 118V120L67 121H69ZM94 120V121H93ZM105 120L107 121V123H109V125L112 127H110L111 129H117L118 128V130H116V131H119V128H121V129H123L122 130V132H121V130L118 132L119 133V135L117 134V133H114L115 132V130H113V133L114 134H116V138H115V140L113 139H110L109 140V137H107L106 136V138H103V137H100V133H102V131L100 130V129H102L103 131H104V128H102V125L103 124H105L106 122H105ZM205 120V119H204ZM203 120V121H204ZM85 121H86V123H85ZM99 121V122H98ZM130 121V122H129ZM185 121V122H184ZM188 121V122H187ZM80 122V123H79ZM120 122V123H119ZM125 122H126V124H125ZM127 122H129V123H127ZM179 122V121H178ZM186 122H187V124H186ZM199 122V123H198ZM58 123V122H57ZM75 123V124H74ZM106 123V124H107ZM174 123V124H173ZM205 123V122H204ZM74 124V125H73ZM89 124H90V126H89ZM92 124H93V126H92ZM99 124V125H98ZM171 124V125H170ZM188 124H190V125H188ZM64 125H66V123L64 124ZM67 125H68V123H67ZM83 125V126H82ZM114 125V126H113ZM116 125V126H115ZM119 125V126H118ZM122 125V126H121ZM132 125V126H131ZM73 126V127H72ZM101 128H100V127ZM103 126H105V125H103ZM174 126V128H172ZM189 126V130H194L193 132H194V134H192V132L191 131H189L188 132V128L187 127ZM88 127H90V129L92 128V127H94V128H92V130H90ZM95 127H98V128H95ZM136 127V128H135ZM67 128V129H66ZM81 128H83V130L81 129ZM86 128V129H85ZM100 128V129H99ZM183 128V129H182ZM81 129V131H79ZM87 129H88V131H87ZM93 129H94V131H93ZM180 129V130H179ZM181 129H182V131L184 130V131H186L187 132V134H186V136L187 135H190V136H192L191 138L192 139H194V140H192L190 137H186L185 135H183L184 136V138H183V136H182V138H181V136H177V133L179 132V131H181ZM195 129H196V131H195ZM55 130H53V134H54V131ZM86 130V131H85ZM90 130V131H89ZM95 130L97 131V133L95 132ZM136 130V131H135ZM171 131V132H168V131ZM175 130V131H174ZM176 130H178L177 132H176ZM57 131H55V132H57ZM85 133H84V132ZM95 132V133H93V132ZM99 131V132H98ZM101 131V132H100ZM126 131V132H125ZM156 131V132H155ZM164 131H166V132H164ZM184 131L182 132V133H184ZM57 132V133H58ZM81 132V133H80ZM87 132V133H86ZM129 132V133H128ZM160 132V133H159ZM191 132V133H190ZM51 133H52V131H51ZM120 133H122V134H120ZM157 133H159V134H157ZM180 134H181V132H179ZM190 133V134H189ZM60 134V133H59ZM65 134L66 135H68L66 132H65ZM83 134H85V135H83ZM90 134V135H89ZM91 134H93V136L91 135ZM99 136H98V135ZM200 134V133H199ZM55 135V134H54ZM61 135V134H60ZM66 135H65V137H66ZM89 135V137H87ZM97 137H96V136ZM102 136V135H101ZM122 136V137H121ZM161 136V137H160ZM193 136H194V138H193ZM70 137H72L71 138V140L72 141H74V142H72L71 143V141H70ZM92 137V138H91ZM102 139V140H105V142L103 141L102 142V140H100V138ZM84 138V139H83ZM142 138V139H141ZM185 138L187 139V140H185ZM189 138V139H188ZM74 139V140H73ZM99 139V140H98ZM137 139V140H136ZM163 139H165V141L163 140ZM199 139H202V138H199ZM91 140V141H90ZM93 140V141H92ZM96 142H95V141ZM107 140V141H106ZM169 141L168 142V144L169 145H167V144H165V143H167V141ZM180 140V141H179ZM90 141V144L89 143H85V142H89ZM100 141V142H99ZM110 143H109V142ZM113 143H112V142ZM129 141V142H128ZM130 141H132V142H130ZM153 141V142H152ZM175 145V146H171V142ZM187 141V142H186ZM190 141H195V142H190ZM199 140H197V142H198ZM93 142V143H92ZM109 144H108V143ZM178 143V145L176 144V143ZM186 142V143H185ZM95 143H100L99 145H97V144H95ZM116 143V144H115ZM150 143V144H149ZM154 143V144H153ZM93 144H95V145H93ZM103 146H102V145ZM188 146H187V145ZM86 145H90V146H92V147H90V146H86ZM115 145V146H114ZM148 145V146H147ZM153 145V146H152ZM188 147H186V146ZM76 146V147H75ZM107 146H109V147H107ZM151 146V147H150ZM85 147H87V149L90 151L91 149H93V150H91V152H94V148L96 147H102L101 149H103L102 151L104 152L105 150L107 151H105V154H107V155H111V157H108L107 155V157H108V160H109V158H110V160L109 161H107L106 160V156H105V154H103L102 153V151H101V149H99V148H97L98 150H100L101 151V157H99L100 155L99 154H97V152H96V154H97V157H96V155L94 156V157H96L97 159H98V161H97V163L94 161V162H92L95 158H93L92 159V161H91V157H93L92 155H91V153L87 150V149H85ZM142 147H144V148H142ZM153 147V148H152ZM172 147H175V151H173L174 150V148H172ZM184 147H186V150H188V151H186V154H185V149H184ZM75 148V149H74ZM81 150H79V149ZM106 148V149H105ZM123 148V149H122ZM57 149H55V150H57ZM96 149V150H97ZM109 151H108V150ZM120 149V150H119ZM146 149V150H145ZM57 150V151H58ZM62 150H65L64 148L62 149ZM95 150V151H96ZM97 150V151H98ZM143 150V151H142ZM178 150V151H177ZM76 151V152H75ZM99 151V152H100ZM114 151V152H113ZM155 152V153H154ZM175 152V153H174ZM78 153H80L81 155H79ZM112 153V154H111ZM113 153H114V155H116L117 156V159H115L116 158V156H114L113 155ZM161 155H160V154ZM174 153V154H173ZM177 153V154H176ZM45 154H47V153H45ZM62 154V155H61ZM103 154V155H102ZM155 154V155H154ZM166 154V155H165ZM176 154V155H175ZM53 155V156H54ZM84 155V156H83ZM91 155V156H90ZM154 155V156H153ZM157 155H158V157H157ZM160 155V156H159ZM42 156H43V154H42ZM65 156V155H64ZM82 156V157H81ZM125 158H124V157ZM152 156V157H151ZM166 156V157H165ZM50 156H48V158H49ZM52 157V156H51ZM50 157V158H51ZM66 157V156H65ZM76 157V158H75ZM78 157V158H77ZM81 157V158H80ZM90 157V158H89ZM102 157H104L103 159L104 160H102ZM106 157V158H105ZM121 158V159H119V158ZM150 157V159L148 160V158ZM153 157L155 158H159L158 159V161H159V163L158 164H156V165H160L159 166V170H158V172L160 171V172H162L161 170H164L162 173H160L161 175H159L160 176V179L165 183V180H166V185H167V187H166V185H165V187H164V189H166L165 191H164V194H166L165 196L164 195H162L161 196V194H162V192H161V194L159 193V192H157L156 190L153 192V188L151 189L150 187H147L149 184L145 181V179H142L141 181H139V179H137L138 180V183L139 184H137V183H134V178H127V176L129 177H132L133 176V174H135V173H138L137 171L138 170H141L142 172H144L145 171V169H147V171L150 169H155L156 168V166H152L153 164L155 165V161H153V160H155V159H153ZM39 158H41V156L39 157ZM45 158H47V157H45ZM50 158H49V160H50ZM59 158H58V160H59ZM100 158H101V160H102V162H101V160H100ZM124 158V159H123ZM184 158H186L187 160H185ZM189 158V159H188ZM43 160H44V157L42 158ZM52 159H54V157L52 158ZM71 159V160H70ZM88 159V160H87ZM115 161H114V160ZM121 161H119V160ZM151 159H153V160H151ZM171 159V160H170ZM200 159V160H199ZM100 160V161H99ZM107 161V162H104V161ZM111 160H113V164L112 165H110L111 164ZM122 160H123V162H122ZM140 160V161H139ZM152 162H151V161ZM199 160V161H198ZM39 162H40V159L38 160ZM55 161H57V159L55 160ZM61 161V160H60ZM68 163H67V162ZM111 161V162H110ZM117 161H119V163L117 164L116 162ZM142 161L144 162L142 165H141V163H142ZM151 162V164H150V162ZM201 161V162H200ZM61 162V163H62ZM108 162H109V164H108ZM114 162H115V165H114ZM163 162H164V164H163ZM53 163H54V165H53ZM60 163V162H59ZM60 163V164H61ZM70 163V164H69ZM187 163V164H186ZM198 163V164H197ZM38 164H40V163H37V165ZM52 164V165H51ZM57 164H58V162H57ZM117 164V165H116ZM134 164V165H133ZM139 164V165H138ZM147 164V165H146ZM49 167H48V166ZM92 165V166H91ZM132 165V166H131ZM136 165L137 166H139L137 169H136ZM181 165V166H180ZM189 165V166H188ZM46 166V167H45ZM94 166V167H93ZM101 166V167H100ZM112 166H114L113 168H112ZM117 166V167H116ZM140 166L141 167H144V166H146L147 168H144L143 170H142V168H140ZM165 166V167H164ZM44 167V168H43ZM116 167V168H115ZM131 167V168H130ZM149 167H151V168H149ZM153 167V168H152ZM190 168V169H188V168ZM54 168V169H53ZM102 168V169H101ZM118 168V169H117ZM160 168H162V169H160ZM107 169V170H106ZM129 169V170H128ZM191 170L189 173L186 171V170ZM94 170V171H93ZM102 170V171H101ZM130 170H132V171H130ZM133 170H135L134 172H133ZM137 170V171H136ZM91 171H93V172H91ZM125 171V172H124ZM167 171V172H166ZM35 172H38V171H35ZM39 173L37 176H35V177H40V175L42 174V173ZM67 172V173H66ZM105 172H107L106 174H104ZM121 172H123V173H121ZM133 172V174H131V173ZM141 172V173H142ZM165 172V173H164ZM180 172V173H179ZM33 172H31V174H32ZM110 173H111V175H110ZM114 173H115V175H114ZM126 173V174H125ZM141 173L139 172V174H140V176H142L141 175ZM164 173V174H163ZM166 173H167V175H166ZM196 173V172H195ZM34 174V173H33ZM32 174V175H33ZM102 174V175H101ZM130 174V175H129ZM159 174V173H158ZM163 174V175H162ZM186 174V175H185ZM203 174V175H202ZM109 175V176H108ZM193 175V174H192ZM42 176V175H41ZM88 176V177H87ZM90 176H91V178H90ZM110 176H111V178H110ZM114 176H116V177H114ZM139 176V175H138ZM164 176V177H163ZM191 176V177H190ZM56 177H58V181H57V179H56ZM68 177V178H67ZM86 177V178H85ZM93 177V178H92ZM97 177V178H96ZM103 177L105 178V180H103ZM134 177V176H133ZM136 177H137V174H136ZM143 177V176H142ZM167 178V179H165V180H163L164 178ZM182 177H183V179H182ZM51 178V179H50ZM54 178H55V180L57 181H54ZM110 178V179H109ZM117 178V179H116ZM119 178V179H118ZM122 178V179H121ZM138 178H140V177H138ZM144 178H146L145 176H144ZM175 178V179H174ZM36 179V178H35ZM95 179H98V180H95ZM101 179L103 180V183L101 182ZM125 179V180H124ZM128 179H130V181H131V179H132V181L131 182H133V184L131 185V184H129L128 182H130ZM135 179V180H136ZM186 179V180H185ZM208 179V180H207ZM113 180V181H112ZM173 180V181H172ZM174 180L177 182H175L174 183ZM178 180V181H177ZM180 180V181H179ZM191 180H192V182L195 184H193V183H191ZM206 180V181H205ZM63 181H64V179H63ZM70 181V182H69ZM88 181V182H87ZM92 183H91V182ZM94 181H96V184H98V185H96L95 183H93ZM104 181H106L105 183H104ZM122 181V182H121ZM126 181H127V183H126ZM168 181H170V182H168ZM171 181L173 182V183H171ZM206 182V186L203 188V186L205 185V182ZM208 181V182H207ZM87 182V183H86ZM108 182V183H107ZM116 182V183H115ZM135 182H137V181H135ZM178 182H180V184L178 183ZM181 182H182V184H181ZM60 183V184H59ZM95 184L94 186L96 187V188H99L98 189V192H97V194H99V195H97L96 193V195H92V193H90V192H92L93 191V188H95L93 185H91V184ZM121 183V184H120ZM122 183H125V186L126 187H124V184H122ZM207 183H209L208 185H207ZM107 186H106V185ZM109 184V185H108ZM127 184L129 185V186H127ZM137 184V185H136ZM174 184V185H173ZM193 184V185H192ZM196 184H197V186H196ZM204 184V185H203ZM66 185H68V186H66ZM75 185H76V187H75ZM102 185V186H101ZM123 185V186H122ZM137 187H136V186ZM147 185V186H146ZM169 185H171V187H169ZM182 185V186H181ZM74 186V187H73ZM79 186V187H78ZM93 186V187H92ZM213 186V187H212ZM83 187V188H82ZM87 187H89V188H87ZM129 187V188H128ZM136 187V188H135ZM139 187V188H138ZM146 187V188H145ZM182 187H184V188H182ZM71 188V189H70ZM79 188V189H78ZM108 188V189H107ZM132 188H133V190H132ZM135 188V189H134ZM141 188V189H140ZM203 188V189H202ZM215 188V189H214ZM69 190V191H67V190ZM73 189H75V191L77 192V190L76 189H78V191H81L80 193H82V195H86V196H82L83 197V199H81L82 197H81V194L80 193H78L77 192V194H78V196H79V201L80 202H78L77 200H76V198L78 197V196H76V195H72V194H74V193H76ZM84 189V190H83ZM89 189V190H88ZM148 189H150V190H148ZM163 189V190H164ZM171 189V190H170ZM66 190V191H65ZM71 190V191H70ZM92 190V191H91ZM130 190H132V192L130 191ZM139 190V191H138ZM147 191V194H146V191ZM183 190V191H182ZM213 190V191H212ZM84 191H86V192H88L89 191V193H85ZM95 191H96V189H95ZM100 191V192H99ZM108 191V192H107ZM140 191H143V192H141V194H142V196H143V193H145V195L144 196H146L145 198H143L140 194H139V192ZM179 191V192H178ZM233 191V192H232ZM236 191V192H235ZM67 192V193H66ZM101 192H103V193H101ZM157 192V193H156ZM166 192V193H165ZM168 192V193H167ZM175 192V193H174ZM193 192V193H192ZM65 193V194H64ZM85 193V194H84ZM101 193V194H100ZM137 193V197L136 196H134V198H133V195H135ZM154 193V194H153ZM160 195H159V194ZM179 193V194H178ZM40 195H41V193H39ZM39 194H37V195H39ZM89 194H91V196H90V200H91V198L93 199V201H90L89 202ZM104 195V197H103V195ZM138 194L140 195L139 196V198L141 197V198H143V199H138ZM158 196H157V195ZM172 194V195H171ZM219 194V195H218ZM88 195V196H87ZM189 195V196H188ZM231 195V196H230ZM234 195V196H233ZM42 196V195H41ZM73 196V197H72ZM74 196H76V198L74 197ZM175 196H177V197H175ZM220 196V197H219ZM227 196V197H226ZM230 196V197H229ZM232 196H233V198H232ZM62 197V198H61ZM86 197V198H85ZM94 197H96V198H94ZM101 197H103V199L101 198ZM107 199H106V198ZM136 197V198H135ZM206 197V198H205ZM237 197V198H236ZM59 198V199H58ZM60 198H61V200H60ZM67 198V199H66ZM69 198H71L70 200L72 201H70L69 200ZM74 198V199H73ZM88 198V199H87ZM101 200H104L102 203H103V205H102V203L100 202V199ZM223 199V201H222V199ZM235 198V199H234ZM65 199V200H64ZM96 199V200H95ZM99 201H98V200ZM196 199V200H195ZM63 200V201H62ZM73 200H76V201H73ZM84 200V201H83ZM94 200H95V202L96 201H98V203L96 202H94ZM148 200V201H147ZM184 200V201H183ZM217 200V201H216ZM227 200V201H226ZM238 200V201H237ZM59 201V202H58ZM82 201V202H81ZM86 201H88V202H86ZM143 201H144V203H143ZM189 203H188V202ZM220 201V202H219ZM72 204H71V203ZM77 203V205L78 204H80V206H76L75 204ZM88 204H86V203ZM186 202V203H185ZM191 202V203H190ZM227 203V204H225V203ZM240 202V203H239ZM55 203V204H54ZM66 203H67V207L68 206H70V207H68V210H67V207H65L66 206ZM68 203H70L71 205H72V208L73 209H75L76 207L79 209V207H83L84 205L87 207V209H86V207L84 206L83 208H80V209H82V211H85V210H87V212L85 211V212H82L81 210H78V209H75V210H73V209H71V205L69 204L68 205ZM73 203H74V205H73ZM84 204V205H82V204ZM91 203V204H90ZM159 203V204H158ZM229 203V204H228ZM239 203V204H238ZM39 204H41L42 205V207H40L41 205H39ZM93 204V205H92ZM104 204L105 205H107V206H105L104 207ZM117 204V205H116ZM152 204V205H151ZM193 204H194V206H193ZM90 205V206H89ZM96 205H97V207H96ZM99 205V206H98ZM102 205V206H101ZM112 205V206H111ZM154 206L153 207V209H155V210H153V209H151L152 211H150V212H148L147 213V215H142L141 214V211H144L145 209L144 208H146V206L147 207H149V206ZM177 206V207H175V206ZM182 207H180V206ZM222 205V206H221ZM225 205V206H224ZM236 205V206H235ZM74 206V207H73ZM89 206V207H88ZM94 206V207H93ZM101 206V207H100ZM160 208H158V207ZM40 207V208H39ZM65 207V208H64ZM90 207L92 208V209H90ZM99 207V208H98ZM103 207V208H102ZM108 207V208H107ZM109 207H111V209L109 208ZM197 208V209H194V208ZM200 207V208H199ZM226 207V208H225ZM24 208H26V207H24ZM40 209V211H39V209ZM52 208V209H53ZM61 208V209H60ZM63 208V209H62ZM84 208H85V210H84ZM106 210H105V209ZM156 208H158V209H156ZM175 208V209H174ZM180 208V209H179ZM201 208H204V209H201ZM34 209H36V208H33L32 209V214H33V212H34ZM45 209V213H47V215H48V217H49V221L47 222L46 221V219H48V217H46L45 215L46 214H44L43 215V211H41V210H44ZM64 209H65V211H67L66 213L67 214H64L65 213V211H64ZM70 209H71V211L73 212H69L70 211ZM89 209V210H88ZM95 209V210H94ZM96 209H100L99 211L100 212H98V211H96ZM104 209V210H103ZM175 210V212L173 211V210ZM179 209V210H178ZM241 210V211H238V210ZM48 210V211H47ZM58 210V211H57ZM59 210H62V214H60L61 213V211L59 212ZM92 210H94V211H92ZM105 211V212H103V211ZM146 210H147V208H146ZM183 210V211H182ZM195 210H199L198 212L197 211H195ZM220 210V211H219ZM223 210V211H222ZM29 212L31 211L30 209L28 210ZM36 211V212H37ZM47 211V212H46ZM53 211H54V209H53ZM64 211V212H63ZM75 211V212H74ZM79 211V212H78ZM81 211V212H80ZM90 211H92V212H90ZM109 211V212H108ZM111 211V212H110ZM159 211V212H158ZM170 211V212H169ZM182 213V215H180L181 217H180V219H182L183 220V222H185V226H182V227H184L183 228V230H184V232H183V230L181 231L183 234H184V238H187V243L185 242L184 243V240L186 241V239H184L182 236H180L179 238H181V239H177L176 238V240L175 239H172L173 237V233L171 232V230H173L174 229V227L177 225V224H179L182 220H178V215L180 214V212ZM236 211V212H235ZM36 212H34V213H36ZM42 212V214H40ZM90 212V213H89ZM93 212H95V214H93ZM98 212V214H96ZM102 212H103V214L105 215L106 213V215L104 216V215H102ZM145 212V211H144ZM185 212V214H183ZM197 212V213H196ZM219 213V215H217L218 213ZM22 213H27L28 214V212H27V209H24V210H22ZM50 213V214H49ZM59 213V214H58ZM100 213H101V215H102V218H101V215H100ZM143 213V212H142ZM170 213L172 214H176L177 213V216H176V218H177V222L175 223V219L173 218V216L174 215H172V218H171V216H170ZM179 213V214H178ZM203 213V214H202ZM221 213V214H220ZM239 213H240V215H239ZM26 214V215H27ZM31 214V215H32ZM37 214V213H36ZM35 214V215H36ZM92 214L94 215V216H92ZM160 214V215H159ZM199 214V216H197ZM211 214H212V216H211ZM23 215V214H22ZM29 215V214H28ZM40 215V216H39ZM62 215V217L64 218V220H63V218L62 217H60ZM85 215H86V217H85ZM96 215V216H95ZM98 215V216H97ZM137 215V216H136ZM149 215V216H148ZM206 215V216H205ZM225 215H227V216H225ZM231 215V216H230ZM30 216V215H29ZM29 216H27V217H29ZM53 216V215H52ZM76 216H74V217H76ZM82 216H83V218H86V219H84V220H79L78 219V217H80V219L82 218ZM109 216V217H108ZM143 217V218H141V217ZM145 216V217H144ZM151 216V217H150ZM153 216H154V218H153ZM159 216V217H158ZM164 216V217H163ZM174 216V217H175ZM205 216V217H204ZM24 217H26L25 215H24ZM60 217V218H59ZM68 217V218H69ZM89 217V216H88ZM92 217L94 218L93 220H92ZM95 217H96V221H94L95 220ZM97 217H98V220H97ZM101 219H100V218ZM106 217H108L111 221H109V219L108 218H106ZM138 217V218H137ZM147 217V218H146ZM193 217V218H192ZM82 218V219H83ZM135 218V219H134ZM137 218V219H136ZM149 218V219H148ZM167 218V219H166ZM38 219V220H39ZM74 219V218H73ZM76 219V218H75ZM102 220L101 222H100V220ZM143 219V220H142ZM149 220L148 222L147 221H144V220ZM161 219V220H160ZM163 219V220H162ZM203 219V220H202ZM213 219V220H212ZM79 220V221H78ZM114 220V221H113ZM123 220V221H122ZM154 222H153V221ZM158 221V223H157V221ZM159 220H160V222H159ZM172 220H173V222H172ZM188 222V224H187V222ZM189 220V221H188ZM206 220V221H205ZM215 220V221H214ZM234 220L236 221V222H234ZM36 221H37V218H36ZM53 221V220H52ZM60 221V220H59ZM65 221H64V223H65ZM83 221H84V223H83ZM100 222L99 224H100V226H99V224L97 225V223H95V222ZM104 221V222H103ZM115 222V224L113 223V222ZM125 221V222H124ZM162 221V222H161ZM164 221H165V223H164ZM167 221V222H166ZM178 221H180L179 223H178ZM212 221H213V224H212ZM45 222H47V225H46V223ZM67 222V221H66ZM102 222H103V224H102ZM124 222V223H123ZM144 222H147V223H145L144 224ZM149 222H152V223H149ZM156 222V223H155ZM171 222V223H170ZM183 222H181V223H183ZM200 222V223H199ZM209 222H211L210 224H209ZM45 223V224H44ZM63 223V224H64ZM108 223V224H107ZM110 223V224H109ZM119 223V224H118ZM78 224H77V226H78ZM105 224H106V226H105ZM114 224V225H113ZM128 224V225H127ZM141 224V225H140ZM154 224V225H153ZM157 224V225H156ZM162 224V225H161ZM184 224V223H183ZM199 224V225H198ZM219 224V225H218ZM37 224L35 223V226H36ZM65 225V224H64ZM67 225V224H66ZM75 225H76V223H75ZM88 225H90L89 227H88ZM113 225V226H112ZM122 225V226H121ZM135 225V226H134ZM138 225V226H137ZM144 225H146V228H145V226ZM159 225V226H158ZM182 225V224H181ZM217 225V226H216ZM38 226V225H37ZM36 226V227H37ZM40 226V225H39ZM43 226L40 228V229H42L43 228ZM54 226H55V224H54ZM57 226H58V224H57ZM57 226H55V228L57 227ZM76 226V230L78 229V227ZM144 226V227H143ZM154 226H156V227H154ZM163 227L164 228V226H165V228H164V230H163V228H161V227ZM174 226V227H173ZM186 226H189L188 228L186 227ZM213 226H215L214 228H216V229H214L213 228ZM229 226H231L230 225V223H229ZM52 227H53V224H52ZM69 227H71V228H73V227H75V226H67V228H64L65 230H71ZM127 227V228H126ZM159 227H160V229H162L161 231H166V233L164 234V236L165 235H167L166 236V238L165 239H163V240H161V241H159V238H158V236L160 235V234H157L158 233V230H159V232H160V229H159ZM178 227H179V225H178ZM181 227V228H182ZM203 227H205V228H203ZM217 227H218V229H217ZM37 228H39V227H37ZM54 228V227H53ZM90 228V229H89ZM123 228V229H122ZM132 228V229H131ZM167 228V229H166ZM173 228V229H172ZM175 228H177V226L175 227ZM189 229L188 231H187V229ZM191 228V229H190ZM213 228V229H212ZM231 228V227H230ZM75 229V228H74ZM85 229H83V230H81L80 232H77V231H79V230H75L74 232H72V231H70V233L72 234V236H70L71 238L73 237L74 239H76L77 241L78 240H80V238H81V236L83 237H85L86 235V232H85ZM100 229H99V231L98 232H100ZM152 229V230H151ZM170 229V230H169ZM198 229H199V231H198ZM43 230H45V228H43ZM42 230V231H43ZM57 230V229H56ZM56 230H54V231H56ZM73 230V229H72ZM90 230V231H89ZM123 231V233L121 234V232ZM138 230V231H137ZM141 230V231H140ZM151 230V231H150ZM155 230V231H154ZM206 230V231H205ZM215 230V231H214ZM69 231H68V235H70V233H69ZM83 231V232H82ZM95 231V230H94ZM93 231V234H87V236L89 237V236H92L93 235V237H94V235L96 236L97 235V231L96 232H94ZM105 231H106V233H105ZM121 231V232H120ZM153 231V232H152ZM177 231L178 230H176V233H177ZM190 231H192L191 232V234L189 233ZM201 231V232H200ZM212 231V232H211ZM213 231H214V233H213ZM83 233V235H81V234H79V233ZM148 232H150V234L148 233ZM170 232V233H169ZM204 232V233H203ZM53 233V232H52ZM66 233V232H65ZM96 233V234H95ZM116 233H118L117 234V236H116ZM132 233V234H131ZM144 233H145V235H144ZM188 233V234H187ZM67 234V233H66ZM77 234V235H76ZM78 234H79V236H78ZM104 234H108V235H104ZM63 235H65L64 233H63ZM62 235V236H63ZM67 235V236H68ZM102 235V234H101ZM100 235V233H98V236H99V239L101 238V237H103V236H101ZM125 235V236H124ZM128 235V236H127ZM131 235V236H130ZM142 235V236H141ZM178 235V234H177ZM180 235H181V233H180ZM189 237H191L192 239H188V236ZM199 235H201V236H199ZM87 236H86V238H87ZM227 237V239H226V237ZM132 237V238H131ZM230 237V240L228 239ZM57 238V237H56ZM59 239L61 238V237H58ZM79 238V239H78ZM90 238H92V237H89L88 238V240H90ZM118 238V239H117ZM210 238V239H209ZM67 239H69V238H67ZM93 239V238H92ZM90 240L91 242V244H94L95 243V240H97V244L99 243V242H101V241H103V242H101L102 243V253H103V250H105V248H104V237L103 238H101L100 239V241H99V239H95L94 241L93 240ZM209 239V240H208ZM222 239V240H221ZM56 240V239H55ZM76 240H74L73 242H71L70 243V241H72V240H69V243L71 244V249L72 248H74V249H70V248H68V246H66V244L68 243V241H66V239H65V241H66V244L65 245H63V246H66L67 247V249H70L71 251H72V253L74 252H76L75 251V249H77L78 251L76 252V253H78L80 250H81V252H83V251H85L86 249V251H89L90 250V248H91V245H89V241L88 240H86V239H82L81 241H82V243H80V241L79 242H77L76 243ZM86 240V241H85ZM124 240V241H123ZM137 240V241H136ZM158 240V241H157ZM178 240H179V243H180V241L182 242V240H183V242L182 243H184L185 244V246L182 244V243H180L181 245H179L177 242H178ZM58 240H56V242H57ZM61 241V240H60ZM64 238L62 239V243L61 242H57V247H58V245L60 244H63L64 242ZM84 241V242H83ZM164 241V242H163ZM191 241V242H190ZM56 242H54V246L56 247ZM86 242V244H84ZM92 242H94V243H92ZM150 242V243H149ZM163 242V243H162ZM175 242V243H174ZM231 243V245H230V243ZM80 243V244H79ZM95 243V244H96ZM160 243H161V245H160ZM177 243V244H176ZM198 243V244H197ZM75 244V245H74ZM76 244H78V248H77V246H76ZM83 246H82V245ZM87 244H88V246H87ZM118 244V245H117ZM217 244V245H216ZM68 245V244H67ZM129 245V246H128ZM139 245V246H138ZM157 245H159V246H157ZM174 245H175V247H174ZM176 245H178L177 247H176ZM62 246V245H61ZM62 246V247H63ZM73 246H75V247H73ZM80 246H82L81 247V249H80ZM86 246H87V248H86ZM120 246H121V248H120ZM157 246V247H156ZM184 246V247H183ZM186 246H188V247H186ZM198 246V247H197ZM231 246V247H230ZM38 247H40V246H38ZM42 247V246H41ZM40 247V248H41ZM53 247V246H52ZM52 247H51V249H52ZM56 247V248H57ZM60 247V246H59ZM58 247V248H59ZM61 247V248H62ZM65 247V248H66ZM69 247H70V245H69ZM90 247V248H89ZM146 247V248H145ZM183 247V248H182ZM205 247H207V248H205ZM209 247H210V249H209ZM54 248V247H53ZM86 248V249H85ZM154 248V249H153ZM49 248H45V249H42L43 250V252H42V250H41V255H40V258H42V260H40L41 261V263H39V264H55V261H53L52 259H51V257H53V256H51V255H49L50 253L48 252L49 250H48ZM82 249H84V250H82ZM152 249V250H151ZM218 249V250H217ZM184 250V251H183ZM209 250H210V252H209ZM53 251V250H52ZM51 251V252H52ZM180 253H179V252ZM185 252V253H183V252ZM206 251V252H205ZM221 251L224 253V256L222 255V257H225L224 259L221 257ZM45 252H47V253H45ZM149 252V253H148ZM212 252V253H211ZM228 252V253H227ZM230 252H231V254H232V256L233 257H231V254H230ZM49 253V254H48ZM73 253V254H74ZM75 253V254H76ZM105 253V252H104ZM110 253H112V255L110 254ZM146 253V254H145ZM182 253H183V255H185V254H188V255H186L185 257H188V258H185V257H183V255H182ZM211 253V254H210ZM46 254H48V255H46ZM195 254V255H194ZM206 254V255H205ZM210 254V255H209ZM101 255V256H100ZM107 255H110V258H109V256L107 257ZM114 255V256H113ZM135 255V256H134ZM137 255V256H136ZM237 255V254H236ZM42 256V257H41ZM47 256H49V257H47ZM51 256V257H50ZM85 256V255H84ZM112 256V257H111ZM116 256V257H115ZM121 256V257H120ZM138 256H140V257H138ZM142 256V257H143ZM208 256V257H207ZM220 256V257H219ZM233 258L232 260H231V258ZM114 257V258H113ZM129 258V259H126V258ZM137 257V258H136ZM182 257L184 258L183 260H182ZM194 257V258H193ZM199 257V258H198ZM220 258L219 260L217 259V258ZM241 257H243V258H241ZM101 258V259H100ZM106 258H107V260H106ZM113 258V259H112ZM133 258H136V259H134L135 260V262L132 260ZM201 258H202V260H201ZM206 258H208L207 260H206ZM221 258H222V260H221ZM240 258H241V260H240ZM246 258V259H245ZM115 259V260H114ZM119 259V260H118ZM131 259V260H130ZM196 259V260H195ZM49 260V261H48ZM67 260L68 259H63V264H67ZM110 260V261H109ZM113 260L115 261V262H113ZM125 261V262H122V261ZM193 260V261H192ZM194 260H195V263H194ZM200 260V261H199ZM204 260H206V261H204ZM216 260V261H215ZM246 260V261H245ZM108 261V262H107ZM112 261V262H111ZM122 262V263H118V262ZM54 262V263H53ZM103 262V263H102ZM184 262V263H183ZM57 263V262H56ZM150 264H152L151 262H149ZM149 263H147V264H149ZM174 263V264H175ZM261 263H263V262H259L258 264H261ZM57 264H59V263H57ZM84 264H89V263H84ZM207 264V263H206ZM264 264V263H263Z\"/></svg>",
    "mask_w": 264,
    "mask_h": 264
},
{
    "label": "clouds",
    "instance_id": "obj_3",
    "mask_svg": "<svg viewBox=\"0 0 264 264\" xmlns=\"http://www.w3.org/2000/svg\"><path fill=\"white\" fill-rule=\"evenodd\" d=\"M140 6V0H130L128 3V11H134L137 7ZM143 41H147L149 39V34L144 33L141 37ZM189 120L194 122L195 121V115L189 113ZM3 237V225H0V264H19V261L9 256V250L5 244V241L2 239Z\"/></svg>",
    "mask_w": 264,
    "mask_h": 264
}]
</instances>
